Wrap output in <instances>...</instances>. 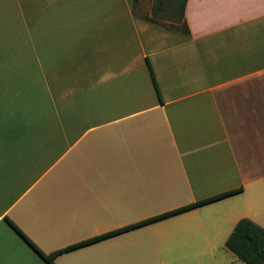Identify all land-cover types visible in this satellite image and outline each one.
Masks as SVG:
<instances>
[{
  "label": "crops",
  "instance_id": "0c3cea01",
  "mask_svg": "<svg viewBox=\"0 0 264 264\" xmlns=\"http://www.w3.org/2000/svg\"><path fill=\"white\" fill-rule=\"evenodd\" d=\"M134 3L0 0V264H50L6 218L50 252L238 188L53 264H239L234 223L264 228V0Z\"/></svg>",
  "mask_w": 264,
  "mask_h": 264
},
{
  "label": "trees",
  "instance_id": "16d2710c",
  "mask_svg": "<svg viewBox=\"0 0 264 264\" xmlns=\"http://www.w3.org/2000/svg\"><path fill=\"white\" fill-rule=\"evenodd\" d=\"M184 0H179V2L175 0H153L150 4V16H146L145 18L156 23H163L161 18H177V13L179 16L182 15ZM178 16V17H179ZM174 26V25H172ZM176 28H179L182 31L187 32V26L184 21L181 24L176 25ZM152 82L156 88L155 80L153 77V73L150 70ZM238 188H232L228 190L221 191L219 193L209 195L198 199L193 202H189L178 207L157 213L155 215L143 218L133 224H130L123 228H128L129 226H134L137 224H143L152 220H156L176 212L188 209L190 207L203 204L205 202L220 198L222 196L231 194L236 192ZM8 223L13 227V229L29 244L33 247V249L48 263L53 264L54 255L65 249H69L75 246H79L83 243L89 242L96 238H99L105 234H111L117 230H122L123 228L114 229L109 232L96 235L90 237L88 239L80 240L78 242L66 245L64 247L58 248L56 250L50 252H43L40 250L22 231L21 229L13 223L10 219L6 218ZM224 245L230 249L236 256L241 259L246 264H264V228L260 227L254 221L250 220L247 217H240L234 223L231 231L227 235L224 240Z\"/></svg>",
  "mask_w": 264,
  "mask_h": 264
},
{
  "label": "rangeland",
  "instance_id": "374dc122",
  "mask_svg": "<svg viewBox=\"0 0 264 264\" xmlns=\"http://www.w3.org/2000/svg\"><path fill=\"white\" fill-rule=\"evenodd\" d=\"M177 2H179V0H175ZM153 2V0H135V7H136V10L139 12V13H143V14H148L150 12V4ZM165 20L168 19V18H164ZM165 23H167L165 21ZM149 246V243L147 242H143V243H140L139 244V250H143L145 251V247H148ZM231 256L234 255V254H230ZM230 256V257H231ZM233 257V256H232ZM121 260L124 264H158V261L156 260H148L146 258H144V254H139V255H136V257L134 258V260H131V259H119ZM239 261V260H237ZM227 263H228V260H227ZM239 264H245L244 262H238ZM231 264H234V263H231Z\"/></svg>",
  "mask_w": 264,
  "mask_h": 264
}]
</instances>
